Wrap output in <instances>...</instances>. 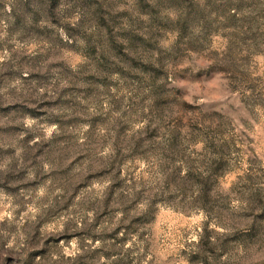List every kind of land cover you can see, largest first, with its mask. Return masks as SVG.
I'll return each mask as SVG.
<instances>
[{
    "label": "clouds",
    "instance_id": "clouds-1",
    "mask_svg": "<svg viewBox=\"0 0 264 264\" xmlns=\"http://www.w3.org/2000/svg\"><path fill=\"white\" fill-rule=\"evenodd\" d=\"M0 264H264V0H0Z\"/></svg>",
    "mask_w": 264,
    "mask_h": 264
}]
</instances>
